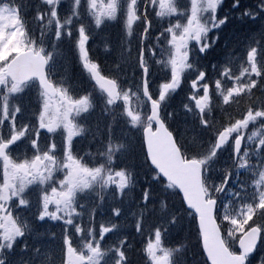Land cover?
<instances>
[{
	"label": "snow or ice",
	"instance_id": "1",
	"mask_svg": "<svg viewBox=\"0 0 264 264\" xmlns=\"http://www.w3.org/2000/svg\"><path fill=\"white\" fill-rule=\"evenodd\" d=\"M0 264H264V0H0Z\"/></svg>",
	"mask_w": 264,
	"mask_h": 264
},
{
	"label": "rangeland",
	"instance_id": "2",
	"mask_svg": "<svg viewBox=\"0 0 264 264\" xmlns=\"http://www.w3.org/2000/svg\"><path fill=\"white\" fill-rule=\"evenodd\" d=\"M243 31H247V29H242V28H240V29L238 30V32H243ZM177 106H178V101H177Z\"/></svg>",
	"mask_w": 264,
	"mask_h": 264
},
{
	"label": "trees",
	"instance_id": "3",
	"mask_svg": "<svg viewBox=\"0 0 264 264\" xmlns=\"http://www.w3.org/2000/svg\"><path fill=\"white\" fill-rule=\"evenodd\" d=\"M178 243V242H177Z\"/></svg>",
	"mask_w": 264,
	"mask_h": 264
}]
</instances>
